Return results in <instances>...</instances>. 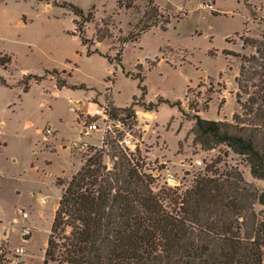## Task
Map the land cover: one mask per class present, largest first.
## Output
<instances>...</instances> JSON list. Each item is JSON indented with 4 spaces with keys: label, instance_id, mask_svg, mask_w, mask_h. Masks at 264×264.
<instances>
[{
    "label": "rangeland",
    "instance_id": "rangeland-1",
    "mask_svg": "<svg viewBox=\"0 0 264 264\" xmlns=\"http://www.w3.org/2000/svg\"><path fill=\"white\" fill-rule=\"evenodd\" d=\"M133 2L134 8L119 9L116 0H0V52L12 58L6 70L0 68L8 86L0 85V254L10 257L14 248L23 246L25 264H42L61 184L102 147L106 136L121 150L136 149L139 164L150 174L160 173L153 180L154 191L165 187V169L181 183L177 192L189 189L217 157L219 169L237 167L247 181L264 187V182L253 181L241 157L225 146L203 151L191 134L193 115L230 121L240 112L235 83L239 56L253 54V49L242 47L241 37L264 33V0H156L168 20L163 30L150 29L137 42H128L120 64H110L103 55L115 57L119 38L135 27L146 6V0ZM62 3L84 12L94 6L93 20L83 24V38L102 55H86L72 35L78 36L73 25L78 19ZM103 19L108 26L101 24ZM99 28H107L111 38L97 43ZM46 70H57V78L69 86L57 89L55 78L44 75ZM27 74L43 80L30 81L24 93L20 81ZM130 75L144 77L145 100L140 98L139 80ZM134 96V120L106 114L108 104L130 106ZM157 97L180 100L182 113L168 104L147 110L146 103H155ZM86 112L93 116L82 114ZM89 124L98 130L84 134ZM48 128L53 135L44 139ZM104 150L108 156L103 163L109 169L113 151L110 146ZM39 197L45 204H38ZM23 229L31 234L27 242L20 237Z\"/></svg>",
    "mask_w": 264,
    "mask_h": 264
},
{
    "label": "trees",
    "instance_id": "trees-1",
    "mask_svg": "<svg viewBox=\"0 0 264 264\" xmlns=\"http://www.w3.org/2000/svg\"><path fill=\"white\" fill-rule=\"evenodd\" d=\"M116 5L119 9L134 8L133 0H116ZM61 6L78 19L73 20L78 36L72 35L79 38L86 55H102L90 49L93 42L83 38V24L93 20L94 6L86 12L71 4ZM107 20L101 21L104 27ZM166 23L156 0H146L135 27L119 38L115 57H103L110 64H120L125 44L137 42L150 29L163 30ZM94 38L98 43L111 38V34L107 28L103 32L99 28ZM241 42L243 48L253 49V54L239 56L235 83L240 112L233 113L230 121L193 115L191 134L203 151L225 146L242 158L253 181L264 182V33L259 38L241 37ZM11 61V56L0 52V68L6 70ZM57 73L46 70L44 75L55 78L57 89L68 87ZM130 76L139 80L140 98L145 100L144 77ZM25 79L20 81L24 93L30 81L41 82L43 76L27 74ZM0 85L8 87L2 77ZM242 94L246 96L243 100ZM131 101L126 107L108 104L105 112L111 119L123 114L134 120L137 97ZM146 104L149 111L168 104L181 112L180 100L157 97L155 103ZM107 146L113 151L109 169L103 163ZM139 160L137 154L121 150L107 136L102 147L83 160L61 184L64 189L54 210L42 264H264V187L247 181L237 167L219 169L221 159L217 157L189 189L179 193L161 187L154 191V179L144 172Z\"/></svg>",
    "mask_w": 264,
    "mask_h": 264
},
{
    "label": "built area",
    "instance_id": "built-area-1",
    "mask_svg": "<svg viewBox=\"0 0 264 264\" xmlns=\"http://www.w3.org/2000/svg\"><path fill=\"white\" fill-rule=\"evenodd\" d=\"M203 7L211 10L212 9V5H203ZM72 110V109H71ZM97 126L95 124H89L88 126H85L83 128V132L84 134H89L90 132L96 131ZM44 139L48 136L53 135V131L51 129H45L44 130ZM75 146V145H74ZM85 146V145H84ZM84 146H82L81 148H84ZM81 150V149H80ZM124 150H126V152L128 153H132V154H136V149L134 151L130 150L129 148L126 149L124 148ZM197 165L200 164V161L196 162ZM143 166V170L144 172H146L147 174L151 175V177L154 180H157V178L160 176V173H156V174H150L147 170L146 167L142 164ZM165 174H164V180H163V185L167 188L173 189V190H178L181 183L179 182V180L177 179L176 175L172 172H170L169 170L165 169ZM38 204H45V199L43 198H39L38 199ZM22 216L24 218H26L28 216V214L26 212L21 211ZM30 231L29 229H23V231L20 234L21 240L22 242H27L28 237L30 236ZM3 256L4 258V263L5 264H25V262L22 260L21 257L25 256V250L23 248V246L20 247H16L12 250L11 256L7 257V255H3L2 253L0 254Z\"/></svg>",
    "mask_w": 264,
    "mask_h": 264
},
{
    "label": "crops",
    "instance_id": "crops-1",
    "mask_svg": "<svg viewBox=\"0 0 264 264\" xmlns=\"http://www.w3.org/2000/svg\"><path fill=\"white\" fill-rule=\"evenodd\" d=\"M212 8H213V6H212ZM74 37L77 38V36H74ZM82 114H85V115L89 114L90 116H93V115H92L93 113H88V112H86V113H82ZM77 168H78V167L76 166V169H77ZM76 169H75V170H76ZM74 173H75V171H74ZM74 173H73V174H74ZM39 198H41V197H39ZM39 198H38V199H39ZM55 209H56V206L54 207V210H55ZM53 214H54V211H53Z\"/></svg>",
    "mask_w": 264,
    "mask_h": 264
}]
</instances>
